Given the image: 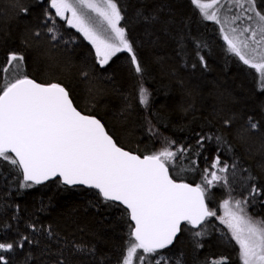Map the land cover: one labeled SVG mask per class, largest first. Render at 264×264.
<instances>
[{
	"label": "trees",
	"instance_id": "trees-1",
	"mask_svg": "<svg viewBox=\"0 0 264 264\" xmlns=\"http://www.w3.org/2000/svg\"><path fill=\"white\" fill-rule=\"evenodd\" d=\"M117 2L129 21V38L138 42L137 56L147 68L143 83L152 92L147 112L138 101V80L127 53H119L108 65L99 66L91 42L62 18L56 19V25L65 41L75 38L74 42L54 45L50 41L44 27L48 0H21L29 9L28 15L20 14L18 7H10L12 0H0V66L5 64L9 51L23 53L24 71L30 78L70 86L79 110L101 119L110 134L115 133L114 139L118 136V143L127 150L150 153L161 146L157 138L146 131V115L163 135L177 144L195 145L196 133L222 135L233 151L221 150V159L231 164L235 156L240 165L232 195L239 199L251 188V183H242L248 175L244 169L256 177L258 187H264V89L259 87L256 71L230 51L220 25L204 19L192 0ZM48 11L54 14V10ZM138 13H155L158 20L145 22ZM161 21L167 22V31L161 30L164 26ZM37 30L41 33L39 38L33 35ZM181 39L187 53L184 58L178 47ZM193 40L201 45L199 52L204 56L206 67L194 54ZM192 64L196 67L192 68ZM11 71L13 69L9 68ZM82 71H87L90 79L83 78ZM248 116L259 121V130L237 138ZM233 117L232 125L225 126L224 120ZM205 148L200 157H192L197 160L198 170L181 173L185 182L200 183L199 169L206 166L203 157L207 156L211 162L217 151L215 140L208 142ZM184 167H188L187 163ZM0 170L3 172L0 176V226L11 225L10 228L0 227V241L18 239L21 234L34 235L27 227L31 223L51 226L59 239L57 243L35 234L40 244H25L23 250L7 254L10 264H24L28 253L34 258L31 264H50L66 241L87 243L96 249L95 257L71 255L66 249L64 255L68 264H119L128 240L129 224H132L126 216L121 218L123 206L105 207L99 203L97 190L58 185L55 181L21 188L22 177L7 164ZM212 194L214 200L208 202L209 207L217 210L228 197L225 190L218 187L212 189ZM247 213L254 220H264V195L249 198ZM188 227L190 230L181 231L172 245L160 250L168 257L169 264L176 261L203 264L206 259L220 257H228V264H242L239 246L229 238L220 222L210 218V235L200 238L204 247L199 249L193 240L194 230ZM47 247L50 251L41 255Z\"/></svg>",
	"mask_w": 264,
	"mask_h": 264
},
{
	"label": "snow or ice",
	"instance_id": "snow-or-ice-1",
	"mask_svg": "<svg viewBox=\"0 0 264 264\" xmlns=\"http://www.w3.org/2000/svg\"><path fill=\"white\" fill-rule=\"evenodd\" d=\"M192 3L204 19L215 21L221 30L227 29L223 39L230 51L256 71L259 87L264 89V12L258 10L257 0H232L244 11L246 23L243 27L233 26L242 19L240 15L223 18L219 15L223 7L221 0H192ZM9 6L18 7L20 14L28 15L29 9L21 0H12ZM48 9L54 10V14ZM48 9H45L44 27L54 45L62 41L68 44L75 39L64 40L56 25V19L62 18L91 42L99 66L108 65L119 53L128 54L138 80V101L147 112L152 97V92L143 83L147 68L137 56L138 42L128 36L129 21L117 0H48ZM137 15L145 22L158 20L155 13ZM161 23L164 25L161 30L167 31V22ZM33 35L39 38L41 33L37 30ZM193 43L196 58L206 67L204 56L199 52L201 45L195 40ZM178 47L184 58L187 53L182 39L178 41ZM24 61L23 53L9 51L5 64L0 66V169L7 164L22 177L19 187L32 188L46 181L65 186L84 185L97 190L99 203L105 207L126 206L121 218L126 216L134 224H129L128 240L119 264H169L168 257L160 250L172 245L178 233L190 230L188 226L194 230L195 247L203 248L200 238L210 235L208 223L213 217L226 226L229 238L239 246L242 264H264V220H254L247 213L249 198L264 195V187H258L256 177L244 169L248 175L242 183H251V188L239 199L232 195L240 165L235 156L231 164L221 159V150L233 151L224 136L196 133L195 145L177 144L163 135L146 115V131L157 138L161 146L150 153L126 150L118 143L119 137L114 139L115 133L110 134L101 119L79 110L70 86L59 82H37L24 71ZM9 68L13 71L9 72ZM80 75L90 79L87 71ZM234 119H225L223 123L230 127ZM157 121L160 122L159 118ZM259 127V121L248 116L245 126L238 130L237 138L249 131H258ZM213 140L217 151L211 162L207 156L203 157L206 166L199 169L200 183L184 182L181 173L198 170L197 160L192 157H200L206 151L205 145ZM185 163L188 167H184ZM214 187L224 189L228 197L222 202L221 216H217L208 203L214 200ZM15 207L19 211V205ZM0 227L10 228L11 225ZM27 227L34 235L21 234L18 239L0 241V264H10L7 254L23 250L25 244L39 245L37 233L59 243L51 226L31 223ZM66 249L71 255L95 257L96 254L94 245L66 241L50 264H68L64 255ZM49 251L50 247H47L41 255ZM33 259L31 253L26 254L24 264H31ZM203 264H228V257L206 259Z\"/></svg>",
	"mask_w": 264,
	"mask_h": 264
},
{
	"label": "rangeland",
	"instance_id": "rangeland-1",
	"mask_svg": "<svg viewBox=\"0 0 264 264\" xmlns=\"http://www.w3.org/2000/svg\"><path fill=\"white\" fill-rule=\"evenodd\" d=\"M205 2H207V0H205ZM262 3H264V0H257V8H258V10H261L262 12H264V7H262ZM221 5L223 7L221 8V11H220L219 15L222 18L225 15H240L242 17V19L236 21L233 26L234 27H236V26L243 27L245 25L246 21H245V19H243L245 14H244V11L239 7L238 4L234 5L232 3V0H221ZM245 7H247V4H245ZM225 9H227L228 11H225ZM248 15H254V14L253 13H248ZM213 22H215V21H213ZM217 25H219V24H217ZM253 26H255V25H253ZM225 31H227V29L222 30L223 36H224V32ZM215 211L217 212V216L223 215L222 205H220L219 208L217 210H215ZM213 218L215 220H217L218 222H220V220H218L216 217H213ZM220 224H222V223L220 222ZM223 226L227 230L226 226L225 225H223ZM227 232H228V230H227ZM228 233L230 235V232H228ZM134 264H135V262H134Z\"/></svg>",
	"mask_w": 264,
	"mask_h": 264
},
{
	"label": "water",
	"instance_id": "water-1",
	"mask_svg": "<svg viewBox=\"0 0 264 264\" xmlns=\"http://www.w3.org/2000/svg\"><path fill=\"white\" fill-rule=\"evenodd\" d=\"M37 82H39V81H37ZM41 83V82H40ZM85 114V113H84ZM98 118V117H97ZM99 119V118H98ZM103 123V122H102ZM127 150V149H126ZM47 182V181H46ZM185 182V181H184ZM187 183H191V182H187ZM191 184H193V185H195L194 183H191ZM76 186H81V187H85V188H88L87 186H84V185H76ZM123 207H126V206H123ZM132 222V224H134V221H131ZM184 226V224H182L181 225V228ZM181 234V232L180 233H178V235H177V238L179 237V235ZM176 238V239H177ZM175 239V240H176Z\"/></svg>",
	"mask_w": 264,
	"mask_h": 264
}]
</instances>
